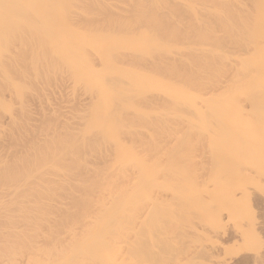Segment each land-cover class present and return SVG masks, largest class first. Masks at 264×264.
I'll use <instances>...</instances> for the list:
<instances>
[{
  "label": "rangeland",
  "instance_id": "1",
  "mask_svg": "<svg viewBox=\"0 0 264 264\" xmlns=\"http://www.w3.org/2000/svg\"><path fill=\"white\" fill-rule=\"evenodd\" d=\"M146 4L133 18L114 13L111 24L96 14L81 22L69 7L63 20L31 21L39 36L27 42V60L46 77L41 100L55 79L67 81L70 107L90 95L86 78L95 76L113 99L84 102L80 120L68 114L80 124L55 134L60 162L37 164L49 157L43 144L21 167L37 169L30 177L11 175L18 162L8 163L0 264H264V0ZM53 23L68 30L71 53ZM31 82L10 83L3 124ZM37 189L41 211L21 209ZM72 196L64 225L49 228L60 217L44 203Z\"/></svg>",
  "mask_w": 264,
  "mask_h": 264
},
{
  "label": "bare ground",
  "instance_id": "2",
  "mask_svg": "<svg viewBox=\"0 0 264 264\" xmlns=\"http://www.w3.org/2000/svg\"><path fill=\"white\" fill-rule=\"evenodd\" d=\"M147 1L152 0H0V105L6 94H10L11 99L15 98L14 92L10 89V83H13L14 79L29 78L32 80L29 88L30 93L17 102L18 108L9 114L6 119L7 123L3 124L0 120V179L7 176L6 166L10 162H18L11 175L17 178L30 177V174L37 169L31 170L30 168L21 167L33 160V156L38 153L37 146L42 147L43 144H45L44 147H52L49 148L50 152L48 151L49 157L47 155L37 158V164L44 166L49 162V159L56 163L60 162L61 157H58V155L63 149H57V141L54 138L60 134H55L65 125L73 129L80 124L79 122L65 121L69 117L68 114H71L75 120H80V109L83 111L84 102L100 97L108 101L113 99L111 91L113 87H109L110 84L103 77L95 76L94 78H86V82L91 84L90 95L86 99H76L70 107L64 100L70 86L67 81L57 83L58 79H55L53 88L46 87L42 91L49 92L41 100L39 90L46 77L37 76L32 64L27 60L29 58L27 42L35 41L39 36L31 21L35 18H41L46 23H51L52 20H63L64 14L61 9L69 7L72 14L76 13V19L81 22H83L82 18L96 14L102 17L105 15L103 19L108 18L111 24L114 13L133 18L139 15L140 11L138 9L141 5L148 6ZM65 16L70 17L71 15L65 14ZM51 27L54 32L53 36L58 38L61 43L64 55L71 53L72 51L69 49L71 41L64 42L68 30L63 25H58V23H53ZM74 37L77 43L80 42V38L75 35ZM98 49L92 48L91 50L94 51L96 58L99 57L100 51ZM78 58H80V54ZM25 63L26 65L20 67V64ZM101 65H106L105 72L107 74L113 71L108 62ZM99 72L95 71V73ZM51 82H49V86H51ZM47 96H50V98L47 99ZM66 152L68 150L64 151V153ZM83 173L85 172L79 170L72 176L76 180L74 189L81 185L80 181L84 178ZM23 192L21 190L20 194ZM41 196L42 193L39 189L36 191L30 190L26 194L25 202L27 203L26 205L22 204L21 209L24 208L26 212H40L42 208L40 205V202H42ZM73 201L77 204L75 196H72V202L69 199H63L52 204L44 203V208H47L57 218L60 217V219H51L47 224L49 228L50 226L59 228L64 225L66 208L73 205ZM31 208L33 210H29ZM17 221L20 224L21 218H18ZM248 260L240 259L236 264H247ZM254 262L252 261V263Z\"/></svg>",
  "mask_w": 264,
  "mask_h": 264
}]
</instances>
